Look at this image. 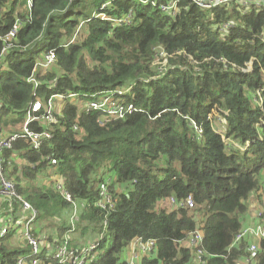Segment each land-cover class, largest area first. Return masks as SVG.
<instances>
[{
	"label": "trees",
	"instance_id": "obj_1",
	"mask_svg": "<svg viewBox=\"0 0 264 264\" xmlns=\"http://www.w3.org/2000/svg\"><path fill=\"white\" fill-rule=\"evenodd\" d=\"M171 3L175 13L163 12ZM126 16L129 24L113 22ZM16 24L0 64V127L19 139L1 159L17 195L37 211L34 231L47 233L49 243L68 231L70 205L54 181L36 184L50 172L83 205L70 246L98 243L90 264H127L120 256L137 237L156 243L140 264H196L197 250L185 245L196 231L204 264H243L248 242L231 246L264 175V6L0 0V56ZM48 51L56 71L37 72L34 88L26 80ZM156 61L167 64L157 69ZM111 93L133 106L123 120L101 125L98 114L66 101L56 122L27 125L51 135L40 150L21 136L36 100L75 94L86 101ZM100 184L112 194V211L96 207ZM13 206L14 215L16 200ZM15 234L0 238V264L28 258L21 238L10 244ZM251 264H264V239Z\"/></svg>",
	"mask_w": 264,
	"mask_h": 264
},
{
	"label": "built area",
	"instance_id": "obj_2",
	"mask_svg": "<svg viewBox=\"0 0 264 264\" xmlns=\"http://www.w3.org/2000/svg\"><path fill=\"white\" fill-rule=\"evenodd\" d=\"M250 1V2H247ZM264 0H194L195 4L204 9H211L212 6L235 4L245 9H249L250 4L256 6L264 5ZM105 7V6H104ZM176 5L171 3L168 6L162 7L163 12L175 13ZM131 16V15H130ZM130 16L117 21V24H129ZM105 19L104 16H102ZM16 24L13 30L2 41L4 48L0 56V64L3 62V57L9 48L12 47V40L18 29ZM39 59V58H38ZM36 60L32 74L27 78L26 82L32 84L34 88L39 86L35 74L40 72L45 74L55 64L56 58L52 51H48L41 55L39 60ZM166 62V61H165ZM68 101L71 104L77 101L76 106L81 113H96L99 115V123L102 125L107 120H123L127 114L133 111L131 104H126L121 93L106 94L104 96H92L88 100L80 101L78 95L66 94L55 95L48 98L47 101L36 100L31 103L26 113L24 125L22 127L21 136L25 138L33 150H40L43 142L49 140L51 135L47 131L42 133L31 132L27 125L34 122L53 123L60 116L64 103ZM59 102V103H57ZM74 130H77L74 128ZM18 138L16 135L5 136L2 127H0V198L1 204L6 203V210L1 208V215L4 217L3 225L0 227V238L8 235L11 232L18 231V234L29 250L27 259H20L16 264H42V260L51 259L58 264H90L94 258V251L99 245L98 243H90L85 248H79L80 243L76 247L70 246V240L75 234L77 226L80 224V208L82 204L74 201L71 195L64 189L63 182L57 176L51 174L52 181L55 183V188L60 192L65 202L70 205L69 212L67 211L65 219L68 227L67 233L60 239H56L53 243H49V235L45 232H35L34 227L37 221V211L22 197L18 196L14 184L7 180L4 175V167L1 156L4 151L12 148L13 142ZM50 164L55 166L57 163L54 159L50 160ZM18 203L17 212L13 215V201ZM170 204H174L175 200L170 198ZM190 209L193 204L190 199L185 202ZM96 207L104 211H112L114 209V201L112 194L109 192L106 184H100L98 188V200ZM179 207H184V204H179ZM5 209V208H4ZM201 233L194 232L185 245L190 246L193 250H197L194 258L196 264L205 263V254L200 249ZM264 239V199L262 200L261 210H256L251 222L242 227L241 231L236 235L233 245L236 246L242 241H247V251L249 257L244 259L243 264H251L253 257L258 250V242ZM156 243L154 240L144 241L137 237L128 244L127 264H140L142 258L152 253Z\"/></svg>",
	"mask_w": 264,
	"mask_h": 264
},
{
	"label": "rangeland",
	"instance_id": "obj_3",
	"mask_svg": "<svg viewBox=\"0 0 264 264\" xmlns=\"http://www.w3.org/2000/svg\"><path fill=\"white\" fill-rule=\"evenodd\" d=\"M263 4H264V1H263ZM264 6V5H263ZM81 32H83V30L81 31ZM79 37V36H78ZM76 39H78V38H76ZM162 58V55H159V57H158V59H161ZM39 60V59H38ZM166 62H159V61H156L155 62V68H157V69H162L164 66H166ZM90 66H93V64H90ZM250 68H251V65H248V69L250 70ZM53 69V71H56V69H54V67H51L50 68V70H52ZM57 103H59V102H57ZM73 105H75V104H77V101L75 102H73L72 103ZM78 107V106H77ZM6 131V130H5ZM47 180V181H46ZM52 180V178H51V176H50V174H49V176L46 178L45 177V174H42L40 177H39V179L36 181V184L37 185H40L41 186V184L42 185H48V183L47 182H49V181H51ZM261 183H262V188L257 192V193H255V194H253L251 197H250V200H249V202H248V205H249V208H248V213H247V215H246V217L244 218V221H243V227H245V226H247L250 222H251V220H252V218H253V215H254V213H255V211L256 210H261V207H262V200L264 199V175L262 176V178H261ZM260 183V184H261ZM118 189V188H117ZM65 221H66V219H65ZM40 223H42L43 225H46L47 223L46 222H44V221H42V222H40ZM39 223V224H40ZM47 230V232H52L50 229H46ZM18 237H20L19 235H17V234H15L12 238H11V240H10V244H12L13 246H16L17 245V243H20V238H18ZM91 237V238H90ZM83 242L85 243L86 241H88V240H90V239H92V236H90V235H88V236H86V237H84L83 236ZM82 242V243H83ZM127 251H128V247H126L125 249H124V251H123V253H122V255L120 256V258H121V260H126L127 258H128V256H127Z\"/></svg>",
	"mask_w": 264,
	"mask_h": 264
},
{
	"label": "crops",
	"instance_id": "obj_4",
	"mask_svg": "<svg viewBox=\"0 0 264 264\" xmlns=\"http://www.w3.org/2000/svg\"><path fill=\"white\" fill-rule=\"evenodd\" d=\"M251 1H253V0H251ZM20 130H21V128H19ZM6 130V129H5ZM4 129H3V132H4V135L5 136H9V135H13L12 133H10L8 130H6L5 131ZM46 176V178L49 176V172H47V174L45 175ZM47 181V180H46ZM48 183V182H47ZM1 198H0V213H1V208L3 207V205L1 204ZM3 220H4V217L0 214V227L3 225ZM72 237H74V235L72 236ZM78 239H79V237H77ZM80 240V239H79ZM81 242V241H80Z\"/></svg>",
	"mask_w": 264,
	"mask_h": 264
}]
</instances>
